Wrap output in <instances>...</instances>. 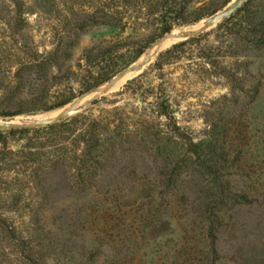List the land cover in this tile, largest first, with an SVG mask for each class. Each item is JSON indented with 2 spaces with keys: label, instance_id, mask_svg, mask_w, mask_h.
<instances>
[{
  "label": "rangeland",
  "instance_id": "rangeland-1",
  "mask_svg": "<svg viewBox=\"0 0 264 264\" xmlns=\"http://www.w3.org/2000/svg\"><path fill=\"white\" fill-rule=\"evenodd\" d=\"M24 1L26 19L18 25L13 6L0 0V88L13 82L23 56L13 47L30 42L49 50L62 30L77 41L70 84L77 91L113 75L94 91L134 64L145 65L107 93L88 91L71 101L91 93L66 119L85 112L102 122V165L87 183L60 171L32 185L12 180L15 172L0 173V264H264V47L243 49L239 37H217V14L234 0H186L177 16L163 17L165 7L150 17L135 13L137 25L126 30L91 25L87 15L101 0ZM200 7L214 13L192 21ZM250 14L264 18V0H245L235 16ZM204 21L211 25L197 30ZM165 22L172 30L162 35ZM185 30L193 33L157 48ZM200 34L194 55L165 67L174 78L165 88L178 134L151 103L149 82H160L152 67L162 51ZM151 38L156 41L135 59L138 44ZM200 48L234 69L237 86L200 80L210 69ZM88 49L103 56L92 67ZM142 74L149 79L135 82ZM34 115L45 114L17 116ZM45 140L34 133L8 136L13 150H24L10 170L48 169ZM110 142L113 151L106 150Z\"/></svg>",
  "mask_w": 264,
  "mask_h": 264
},
{
  "label": "trees",
  "instance_id": "trees-1",
  "mask_svg": "<svg viewBox=\"0 0 264 264\" xmlns=\"http://www.w3.org/2000/svg\"><path fill=\"white\" fill-rule=\"evenodd\" d=\"M5 1L13 6L17 24L21 25L22 22L24 23L27 3L24 0ZM185 2L186 0H101L98 10L88 14L87 18L92 23L91 25L112 26L126 30L128 27L137 25L138 20L135 19V13L150 17L160 7H165L163 17L177 16L184 9ZM241 9L242 6L232 16L218 24L217 37L222 39L229 36L239 37L242 44H244L243 49H248L249 44L257 50L263 48L264 18L251 14L237 18L235 15ZM196 11V18L192 21H197L214 13L206 12L205 7H200ZM165 23L167 26L163 29L162 35L172 30V24ZM81 28L82 25L78 26V29ZM67 32L68 30L60 31L59 35L61 36L49 50L41 51L38 45L30 44V42L15 46L16 48L13 47V49L20 50L23 56L19 59V67L14 73L13 82L9 87L0 88V117L12 118L21 114L40 112L47 114L57 111L56 109L70 103L78 95L92 90L113 76L108 74L102 79L85 82L82 86L86 87L79 91L75 90L70 84L76 74L73 66V51L76 48L77 41L67 40ZM202 36L200 34L199 36L191 37L162 51L152 67V70L156 72L155 76L160 79V82L157 85L149 82L155 97V101L151 103L155 104L158 114L166 118L168 126L175 133L178 132L179 127L171 110L172 106L165 88V86L173 84L174 78L173 73L165 70V67L177 62L188 53L189 55H194L197 49L196 41H199ZM155 41L156 38H151L145 40L143 44H138L135 49L137 53L135 59L139 58ZM90 52L91 50L88 49L86 56L87 67H92L94 59L98 60L103 57L101 53L91 56ZM198 53L202 57L210 59V62H208L210 69L200 75L201 81L216 85L223 80L228 86H237L239 78L236 77L233 68L219 65L212 61L211 51L206 52L205 49L200 48ZM79 67H82L81 64H79ZM147 79H149V76L142 74L134 81L142 84ZM217 79L218 81L214 82ZM63 82L67 83L65 88L55 91L54 87ZM67 86H69V92H66ZM59 95L63 97L54 101L53 99L56 96L58 98ZM97 102L98 100H95L93 103ZM101 130L102 122L100 119L92 113L85 112L43 127L13 126L0 129V173L2 171L15 172L16 176H12V180L32 185L44 181L49 174L60 171L68 179L76 180L79 183H87L96 176L102 165L104 146ZM16 133H34L37 137L46 138L44 142L47 145L46 154L52 156L51 160H49L48 169L10 170V166L15 165L14 163L19 161L15 157L19 156L20 153L24 154L23 149L13 150L9 145L8 136ZM191 144L194 147L196 145L194 142ZM114 148L115 143L110 142L106 150L113 151ZM57 153H60V155L57 156ZM31 154L37 153L33 152ZM19 176L22 177L20 178ZM0 181H2V178ZM0 221L4 223L5 220Z\"/></svg>",
  "mask_w": 264,
  "mask_h": 264
},
{
  "label": "water",
  "instance_id": "water-1",
  "mask_svg": "<svg viewBox=\"0 0 264 264\" xmlns=\"http://www.w3.org/2000/svg\"><path fill=\"white\" fill-rule=\"evenodd\" d=\"M244 1L245 0H234L228 8L218 12L217 17L220 18L221 21H223L226 18H229L242 6ZM210 25H211L210 22L204 21V23L200 27V31H203L204 29H206V27H209ZM176 35L180 39H186L188 37V35H185V31H179ZM142 64L143 63L134 64L131 68H129L128 71H134L137 68H139ZM144 65H143V67H144ZM116 83H117L116 80L111 81L105 85L98 87L94 91H90V92H95V93L97 92L98 94L107 93V92H109L115 88ZM89 94H91V93H88L87 95H84V96L78 98L77 100H75V101L65 105L64 107L58 109L59 112H57V114L55 116L43 117V118H40L39 120H37L36 122H23L20 124H14V123H10V120L12 118H3V119L0 118V128L6 129V128L13 127V126H42V125H50V124L57 123L59 121H62L64 119L68 118L69 116L79 112L81 110L82 106L84 105L85 98Z\"/></svg>",
  "mask_w": 264,
  "mask_h": 264
},
{
  "label": "bare ground",
  "instance_id": "bare-ground-1",
  "mask_svg": "<svg viewBox=\"0 0 264 264\" xmlns=\"http://www.w3.org/2000/svg\"><path fill=\"white\" fill-rule=\"evenodd\" d=\"M200 27L197 28V30H200ZM179 32V31H178ZM177 32V33H178ZM176 33V34H177ZM193 32L189 31V30H185V35H189ZM176 34H173V36H169L167 37L166 39L162 40L158 45H157V48H161L163 46H166L168 44H171L175 41H178L180 40L179 37H177ZM172 35V34H171ZM145 64V61L143 62V64L137 68L136 70L134 71H127L126 73L122 74L119 78L116 79L117 83L115 85V88L118 87L120 84H122L125 80H127L128 78H131L133 76H135L136 74H138L142 68H143V65ZM90 96L86 97V98H89ZM57 112H59V110H57L56 112H52V113H48V114H45V115H40V116H35V117H31V116H20V117H14L10 120V123H14V124H20V123H23V122H36L37 120H39L40 118H43V117H51V116H55L57 114Z\"/></svg>",
  "mask_w": 264,
  "mask_h": 264
}]
</instances>
